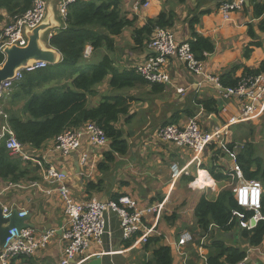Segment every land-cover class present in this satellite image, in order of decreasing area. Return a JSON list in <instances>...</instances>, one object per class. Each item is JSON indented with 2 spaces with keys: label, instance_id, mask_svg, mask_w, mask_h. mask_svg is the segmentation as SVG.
Returning a JSON list of instances; mask_svg holds the SVG:
<instances>
[{
  "label": "crops",
  "instance_id": "0c3cea01",
  "mask_svg": "<svg viewBox=\"0 0 264 264\" xmlns=\"http://www.w3.org/2000/svg\"><path fill=\"white\" fill-rule=\"evenodd\" d=\"M178 1L121 0V10L129 19L133 17L137 19L136 28H142L148 20L156 18L162 10H174L178 14V21L172 30L179 42H186L191 38V32L188 29L189 18H194L199 13L208 11V13L199 16V25L195 26L196 33L211 39L215 44V52L204 61L206 75L219 77L236 65L256 69L264 61V35L258 31L257 26L260 20L253 16L251 0H246L243 9L231 14V21L224 20L219 7L224 2L235 0H205L202 2L186 0L185 4H179ZM46 21L52 22L54 25L44 38V43L48 44L46 40L48 33L64 28L57 1H52ZM249 25L253 26L257 40L259 39L261 45L250 48L251 54L249 58H245L244 49L252 41L248 34ZM114 40L112 53L102 48L95 52L92 51L91 56L85 60H90L88 63L93 64V62H98L104 54H108L114 59L115 68L123 71L143 64L149 56V53L146 52L148 45L143 49L133 50L135 44L132 38V29L125 30ZM61 63L62 57L59 64L53 67L57 68ZM166 71L171 78V83L163 85V90L160 92H155L146 85H137L130 89L116 91L109 87L110 77H108L95 88V94L88 97L89 108L98 106L102 98L109 97L108 95L111 93H116V96L130 100L129 114L119 122V126L126 131L125 140L129 143V152L124 157L116 156V160L110 165L109 171L101 172L99 164L104 161V155L110 151V147H97L90 142L87 136L83 138L79 151L72 155H64L57 151L56 139L45 143L39 150L30 147L24 148L25 154L31 158V160L26 161L31 164L30 169L37 167L36 172L30 176L31 178L36 177V179L32 182L21 181L15 186H11L8 182L0 179V206L9 210L32 212L33 216L28 224L33 225V227L29 229L33 230L36 235H42L46 231L54 232V237L45 249L30 257L24 255L16 257L11 264H61L64 258L66 243L62 239V228L66 225L67 216L60 194L55 186L50 185L46 180V170L51 166L57 168L64 177L70 194L78 203H85L91 199L106 203L111 201L114 195H123L130 197L140 208H144L157 203L159 198L164 196L163 201H166L165 212L169 213L170 208L168 207H173V202H176L174 205H177L182 204L183 199L186 201L192 199V203L187 206L188 208L177 212L178 215L171 217L170 213L167 215L164 213L159 218L149 217L147 225L148 227H155L156 231V234L154 233L150 238L156 239V241L145 245L135 246L132 244L130 247H126L128 241H125L123 237L119 217L111 214L107 234L101 243L90 240L91 243L82 264H88L87 261L90 257H98L102 260V264H153L154 252L161 246H169L183 232L193 234V242L183 248V255H178L174 248H171L173 264L206 263V258L210 253V248H208L210 244H207L208 238L204 239V236L199 234L200 231L196 223H193L192 220L191 223L189 222L190 225L195 224V228L192 230L187 226L186 221L189 217L191 219L200 197L202 195L207 196V193H195L190 188V184L182 181L181 178L194 176V171H197L199 167L202 168L201 165H205L206 158L210 159L213 153L206 150L197 159L186 148L161 142L156 133L169 122L180 127L185 125L187 120L191 118L185 114L186 111H192L194 116L200 115L201 127L207 132L213 131L225 126L229 119L239 114L240 102L235 98H226L223 91L217 89L213 83L204 82L203 77H197L188 72L185 64L177 59H169ZM242 72L243 69L238 70L237 75H242ZM199 82L203 83L200 88H197L196 85ZM71 83L72 78L69 77V71H67L46 87H69L73 89ZM179 89H185V95H179L177 92ZM13 90L9 94L10 96L8 95L9 97L7 96L2 103L0 102L2 115L5 114V109L7 110L9 106L11 101L9 98L15 91ZM210 98L217 102L219 110L217 117L205 115L200 104H198L202 100ZM14 103L18 104V102ZM18 107L14 106L13 110ZM263 119L264 116L257 121L231 126L226 137L227 140L235 142L237 145L242 144L238 141L240 135H234L231 129L250 125L254 128L261 127L264 126V124L261 125ZM125 120L128 122L125 123ZM105 148L109 150L102 154ZM84 155L88 159L86 164H82ZM222 161L229 162L231 168L233 167L229 157H226L225 160L222 159ZM173 164L186 168L188 174H183L179 179L171 182L172 171L170 167ZM91 165H94V168H91ZM201 172L203 171L200 170L199 177L203 175ZM89 183L101 187L99 190L90 193L87 190ZM209 183L208 187L210 188L199 191L208 192L211 190L212 193H215L217 183L213 181ZM224 183L226 182L219 183L222 189L226 187ZM194 187L197 188L198 186ZM219 193L218 191L214 194L213 198H216ZM173 196H176V200L173 199ZM187 197H189L188 200ZM218 232L216 230V237H218ZM220 240L228 246L245 248L247 250L246 262L248 261L246 264H264V258L257 255L254 248L245 245L238 235H235L230 243L223 238ZM86 257H88L87 260ZM78 263L79 261H71V264Z\"/></svg>",
  "mask_w": 264,
  "mask_h": 264
},
{
  "label": "trees",
  "instance_id": "16d2710c",
  "mask_svg": "<svg viewBox=\"0 0 264 264\" xmlns=\"http://www.w3.org/2000/svg\"><path fill=\"white\" fill-rule=\"evenodd\" d=\"M34 0H0V37L3 32L2 22L5 15L9 19L24 15L31 9ZM205 0H199L202 2ZM179 4H185L186 0H179ZM253 16L259 19L258 31L264 35V0H251ZM245 7V6H244ZM208 11L199 13L194 18H189L188 29L191 38L187 41L191 51L199 61H205L215 52L214 42L196 33L195 26L199 25V16ZM6 17V16H5ZM136 18L129 19L121 10V0H77L67 8V16L64 28L53 32L47 39L48 45L62 56V63L54 68L50 66L46 70L36 73H26L24 79L15 85L14 93L9 98L7 110V123L15 133L17 140L25 149L28 147L39 150L45 143L55 140L65 130L79 131L88 123H96L103 129L107 139L111 143L110 151L104 155V161L99 164L101 172L110 169L116 156L124 157L129 152V143L124 139L126 131L119 126L124 116L129 114L130 100L122 96L104 97L96 107H88V97L95 94V88L106 78L110 77L109 87L113 90L130 89L137 85L150 86L155 92L163 90V85H151L147 83L135 68L120 71L115 68L114 59L108 55L93 64L85 60L87 46H91L93 52L105 48L112 53L114 38L120 36L125 30L132 29V38L135 44L133 50L143 49L151 40L156 28L174 29L178 21V14L172 10H162L154 19H150L142 28H136ZM173 31V30H172ZM248 34L251 42L244 49L245 58H249L251 49L260 46L252 25L248 26ZM5 62V56L0 50V67ZM243 69L238 76V70ZM72 78V88H47L48 84L57 77L67 73ZM264 73V61L258 68L250 69L243 65H236L228 72L219 76L220 84L224 88H233L238 85L245 76H257ZM10 96V95H9ZM8 96V97H9ZM15 99V101H14ZM14 102H18L15 104ZM203 113L207 116H218L219 110L216 100L204 99L200 103ZM6 106V105H5ZM14 106H19L14 108ZM186 115L194 117L192 111H186ZM3 117H0V123ZM128 120H125L127 123ZM174 125L166 123L164 126ZM253 135L254 127L250 128ZM214 147L212 146V151ZM228 151L236 155L237 165L243 172L246 181L257 180L264 188V158L257 156L256 146L246 142L237 145L235 142L228 144ZM227 157L224 151H215L210 157L207 166L201 167L209 172L216 183L231 180L226 168L220 165V158ZM9 154L3 146L0 148V179L9 185H17L21 181H35L31 174L36 169H30L29 162ZM182 181L187 184L194 182V176H183ZM101 184V183H100ZM100 185L89 183L88 192L99 190ZM123 195H114L113 201H117ZM164 196L159 198L162 202ZM239 211L249 218L252 214L238 207L231 189H222L216 198L210 199L202 195L194 210L196 226L199 234L211 239L210 253L204 264H238L247 257V250L241 246H228L225 242L217 240L216 230L221 233H233L238 235L249 248H261L264 246V221L258 223L253 230L242 229L233 217V212ZM262 214L264 215V193L262 197ZM156 241L150 238L148 244ZM133 241L126 242L130 247ZM153 264H173L172 249L169 246H161L154 252Z\"/></svg>",
  "mask_w": 264,
  "mask_h": 264
},
{
  "label": "built area",
  "instance_id": "2783aa9c",
  "mask_svg": "<svg viewBox=\"0 0 264 264\" xmlns=\"http://www.w3.org/2000/svg\"><path fill=\"white\" fill-rule=\"evenodd\" d=\"M52 1H57L60 18L65 22L67 8L77 0H34L32 7L24 15L14 17L11 24L3 28L0 37V50L3 52L5 47L17 46L26 47L28 44L27 32L36 29L47 19L48 10ZM246 0H235L224 2L219 7L225 21H231V14L244 8ZM49 33L47 39L52 37ZM148 49L154 52L149 55L146 61L135 68L136 72L151 85H168L171 78L166 71L169 59H177L185 64L188 72L197 77H203L204 82L213 83L217 89L223 91L226 98H235L240 102L239 114L229 119L223 127L213 131H205L200 123V115H196L187 120L182 127L168 125L161 127L156 135L158 140L163 143H170L179 148H186L193 153L194 157H199L206 151L214 147L215 151H224L233 163L231 168V180L239 181L238 185L232 189L234 198L245 212L252 215L247 218L246 214L239 211L233 212V217L237 219L242 229L253 230L258 223L264 221L262 214V197L264 188L262 183L257 180L246 181L243 172L237 165L236 155L228 151L227 135L231 126L260 120L264 116V73L257 76H245L241 78L236 87L224 88L220 84V78L206 75L204 61L196 59L191 51L189 43L179 42L172 30L167 28H156L152 34ZM92 47L87 46L85 58L92 54ZM50 67L47 62H31L28 66L18 70L12 79L6 80L0 86V95L5 99L15 85L24 79L26 73H36ZM203 82H199L196 87L200 88ZM179 95H185V89L177 90ZM202 108V106H201ZM203 110V108H202ZM3 122L0 123V148L4 145L9 154L22 161L31 160L24 152L23 145L17 140L15 133L7 123V115L1 113ZM87 136L90 142L97 147H105L109 140L105 132L96 123H88L84 129L65 130L56 138V150L64 155H72L81 148L83 138ZM225 160V158L223 157ZM86 164L87 156L82 159ZM94 168V165H91ZM200 170L204 171L207 177L214 181L209 172L200 168L196 172L194 182L190 183V188L194 190H205L210 187H194V183L199 178ZM173 181L179 179L183 174H188L186 168H181L178 164L171 167ZM46 180L50 185L55 186L60 194L65 213L67 216L66 225L62 228V239L66 243L64 258L61 264H71L79 261L84 262L86 251L91 243V239L101 243L108 232L109 217L115 214L119 217L120 229L125 241H133V245H145L151 235L156 234L155 227H148L149 217H161L166 211V201L157 202L140 208L130 197L122 196L117 201L100 202L91 199L85 203L76 202L64 181V177L57 168L51 166L46 170ZM215 182V181H214ZM15 186V185H12ZM13 210L3 209L4 218L11 217ZM28 211H22L20 217H24ZM54 237V232L46 231L42 235H36L29 228L21 230L14 229L9 232L5 245L0 250V264H11L19 256H33L36 252L45 249ZM207 239V237H204ZM193 242V237L189 232H183L180 237L169 245L174 248L178 255H183V248ZM257 255L264 258V246L254 248ZM88 257H86V260ZM246 259L238 264H246Z\"/></svg>",
  "mask_w": 264,
  "mask_h": 264
},
{
  "label": "water",
  "instance_id": "95a60500",
  "mask_svg": "<svg viewBox=\"0 0 264 264\" xmlns=\"http://www.w3.org/2000/svg\"><path fill=\"white\" fill-rule=\"evenodd\" d=\"M53 27L54 25L52 22L45 21L36 29L27 32L28 44L26 47L20 48L11 46L4 48L3 54L5 56V62L0 67V86L6 80L12 79L18 70L28 66L31 62H47L50 66L59 64L60 58L62 57L61 54L44 43L47 32ZM146 52H148L149 55L154 54V52L149 49H147ZM1 99L2 97L0 95V100ZM1 113L0 109V115ZM214 119L217 120L216 118ZM124 139H126V137H124ZM110 145L111 143L108 142L107 147H110ZM106 150L108 151L109 149L105 148L102 154H104ZM3 209L4 208L0 206V249L5 245L10 231L33 227V225L28 224L33 216L32 212L28 211L24 217H20L22 211L13 210L11 217L5 219ZM87 263L102 264V260L98 259V257H90Z\"/></svg>",
  "mask_w": 264,
  "mask_h": 264
},
{
  "label": "rangeland",
  "instance_id": "374dc122",
  "mask_svg": "<svg viewBox=\"0 0 264 264\" xmlns=\"http://www.w3.org/2000/svg\"><path fill=\"white\" fill-rule=\"evenodd\" d=\"M6 16V17H5ZM5 16H3L5 19H4V21L2 22V25H3V28H4V26H6L7 24H11V22H12V19H9L8 17H7V15H5ZM116 91H120V90H116ZM109 97H114V96H116V93H111L110 95H108ZM0 102L2 103L3 102V99H1L0 100ZM262 124H264V119L262 120V122H261V125ZM246 127V128H245ZM251 127H253V126H241V127H234V128H232L231 129V132L232 133H234V135H240V137H239V139H238V141H239V143H246V142H250V143H253V144H255V146H256V151H257V156H259V157H261V158H264V126H261V127H256V128H254V134L252 135L251 134ZM4 146V145H3ZM2 146V147H3ZM5 147V146H4ZM210 151H212V149H210ZM213 153V152H212ZM207 157V156H206ZM222 159H223V157H221L220 158V165H222L224 168H226L227 170H226V173H227V175H230V173H231V164L228 162H223L222 161ZM209 161H210V159H208V157L206 158V160L204 161V163H205V165L204 166H207L208 165V163H209ZM171 167H172V165H171ZM170 167V168H171ZM196 170L194 171V176L196 175ZM171 178H170V180H172L171 182H173V178H172V173H171V176H170ZM196 177V176H195ZM238 183H239V181H234V180H230V181H228V182H226V183H224L225 184V189L227 188V189H233V188H235L237 185H238ZM171 184V183H170ZM194 190V189H193ZM216 192L215 193H212L211 192V190H209L208 192H206V191H199V190H194V192L195 193H198V192H203V193H207V196L209 197V198H211V199H213V196H214V194H216L218 191L220 192L221 190H222V187H221V185L219 184V183H217V188H216ZM192 191V190H191ZM193 192V191H192ZM174 195V194H173ZM176 197V196H175ZM174 196H173V199L175 198ZM188 198L189 197H187L186 199L188 200ZM191 198V197H190ZM175 200H176V198H175ZM176 202H173V207H168V208H170V216L172 217V216H174V215H178L177 214V212H179V211H183V210H185V209H187L188 207V205L189 204H191L192 203V199H189L188 201H186V200H184L183 199V203L182 204H177V205H174ZM184 205H186V207H184ZM184 207V208H183ZM168 212L166 213L165 212V215H167V214H169ZM164 215V216H165ZM163 216V217H164ZM169 216V217H170ZM167 217V216H166ZM190 218V217H189ZM187 219V221H186V224H187V226L188 227H190L192 230H194V228H195V224H191L190 225V221L192 220L193 221V223H196L195 222V216H194V213H192V216H191V219ZM190 222V223H189ZM191 232V231H190ZM219 234L217 235L218 237H216V236H214V237H216V239L217 240H220V238H223V239H225L226 241H228L229 243L230 242H232V239H233V237L236 235V234H233V233H229V234H225V233H223V234H221V232H218ZM193 235V234H192ZM220 237V238H219ZM211 239H208L207 240V244H211ZM222 241V240H221Z\"/></svg>",
  "mask_w": 264,
  "mask_h": 264
},
{
  "label": "bare ground",
  "instance_id": "6f19581e",
  "mask_svg": "<svg viewBox=\"0 0 264 264\" xmlns=\"http://www.w3.org/2000/svg\"><path fill=\"white\" fill-rule=\"evenodd\" d=\"M203 175L202 176H200L199 178H198V180L196 181V183H194V186H200V187H204V186H208L210 183V181H213V180H211V179H209L208 177H207V175H206V173L203 171V172H201ZM214 182V181H213Z\"/></svg>",
  "mask_w": 264,
  "mask_h": 264
},
{
  "label": "clouds",
  "instance_id": "9594fccd",
  "mask_svg": "<svg viewBox=\"0 0 264 264\" xmlns=\"http://www.w3.org/2000/svg\"><path fill=\"white\" fill-rule=\"evenodd\" d=\"M49 34V33H48ZM48 36V35H47ZM46 40H47V37H46ZM48 42V41H47ZM12 186V185H11Z\"/></svg>",
  "mask_w": 264,
  "mask_h": 264
}]
</instances>
